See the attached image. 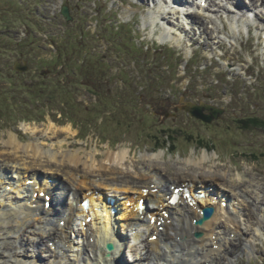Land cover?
I'll return each instance as SVG.
<instances>
[{"label":"rangeland","instance_id":"1","mask_svg":"<svg viewBox=\"0 0 264 264\" xmlns=\"http://www.w3.org/2000/svg\"><path fill=\"white\" fill-rule=\"evenodd\" d=\"M59 1L0 0L1 154L13 133L24 148L32 145L42 156L27 158L21 168L45 174H55L51 171L57 160L74 153L80 157L81 168L95 156L96 167L109 166L110 157L125 158L120 166L123 171L149 175L150 180L160 178L155 174L159 169L168 181L199 182L198 178L204 181L227 173L231 184H239L240 178L264 184V33L255 29L257 23L247 34L251 23L244 12L208 7L206 13H197L202 25L185 35L178 30L184 29L185 21L178 12L166 16L172 26L162 21L153 24L152 17L160 8H150V1H144L142 8L138 0H64L61 5L70 8L72 17L67 24L59 14ZM240 1L246 7L252 5L249 0ZM227 2L219 5L229 8ZM189 12L196 13V9ZM119 23L128 26L120 35ZM169 32L176 39L184 36L179 45L161 42L162 33ZM59 54L63 62L68 61L56 72V65L48 67V62ZM23 61L30 70L15 72L14 64ZM67 69L71 74L66 75ZM187 103L209 106L222 112L221 118L205 124L183 110ZM203 159L208 161L205 165ZM1 165L12 168L8 174H14L16 164L0 159ZM95 178L91 184L100 187L101 181ZM13 190L1 196L2 215L7 206H18ZM118 190L106 189L110 194ZM231 208L239 223L236 226L244 233L227 247L233 252L230 257L221 254L220 264H264V235L254 231L255 221L245 215L241 202H233ZM30 230L19 232V243L24 239L28 243L22 249H32V243L39 240L33 231L40 232L34 227ZM16 244L0 245V256L5 258L0 264H9ZM37 244L33 257L27 258L28 250L17 253L38 260L42 252L46 259L42 256L37 264H54L47 255L56 247L47 241ZM24 261L20 259L19 264Z\"/></svg>","mask_w":264,"mask_h":264},{"label":"bare ground","instance_id":"2","mask_svg":"<svg viewBox=\"0 0 264 264\" xmlns=\"http://www.w3.org/2000/svg\"><path fill=\"white\" fill-rule=\"evenodd\" d=\"M144 1H146L147 3L150 1L152 4H154L156 0H148V1L138 0V2L142 3L140 6L142 8L146 7ZM161 1L163 2L162 5L165 4L160 10L164 13L163 18L160 19L159 16H157L158 14L154 16L152 15L153 16L152 22L153 24L156 25L158 22L162 21L163 25L166 24L167 26H172L173 23L169 21L166 17L170 15L169 13L170 10H167V13L165 12L166 8L170 6L167 5L166 0H161ZM175 1L177 2V6L170 7L171 8L170 12L175 11V14H177L178 12L180 16L185 18V21L182 24L184 26V29L180 27L178 28V30H180L181 33H185V35H188V33L191 32L190 31L191 29L196 30V27L198 25H202L201 20L198 17L199 15L197 13H200L202 11L206 13L209 8L214 9V7L217 6L229 12H235L236 10V12L239 13V11H242L244 12V15L246 17L249 16H251V18L255 17L256 21L254 20V23H257L256 25L257 29H259V31L261 30V32H264L263 0H258L257 2L255 0H249L250 3H252L251 7L244 6L240 0H228L227 4H230L229 8L226 7L227 5L226 6L219 5L222 0H216V2L212 0H206L207 2H209L208 3L209 5L206 6V9L196 7L197 9L196 13H189V14H187L189 10L181 11V9H184L183 8L184 5H186L189 0H175ZM217 1H219V3H217ZM62 2L63 0H60L59 5H61ZM256 8H259L260 11H262L261 13H259L260 11L257 12L259 15L255 12ZM208 18L210 19V21L215 22L213 16H210ZM187 25H189V27H187ZM242 25L245 24L243 23ZM237 26L235 25L233 29L237 30L239 28ZM160 37H161V42L163 43L170 42L172 44L173 42H176L179 45L181 38H183L184 36H181L179 39H176L172 35V33L169 32V33H162ZM173 44L177 45L175 43ZM67 131L70 132L71 129L68 127ZM4 144H7L8 147H6L7 149L4 150L2 154L0 153V159L6 162H11L16 164V166L13 167V169H15L14 173L19 175L17 177L18 180L21 179L27 180L28 177L26 175H33L35 177L38 176V172L36 171V169H32L28 167L21 168L22 166L21 162H24V165H26L25 161L27 160V158L30 157L42 158V156H38L39 150L35 149L32 145H30L29 149H31L32 151L30 152L27 146L26 148L22 146L18 136H16L13 133L10 134L9 140ZM8 150H10L11 152H8ZM6 151L8 153H6ZM52 158L54 159L55 157ZM95 158L97 159V156H95ZM96 159L95 160L90 159L91 164H89V162L83 164L84 168H81V164H80L81 162H79L80 157H78L74 153L70 155H65L59 160L56 159L58 164L55 171L54 170L51 171V173H55V174H51V178L54 180V186H57V188L51 189L52 193L61 192L62 195L64 193L69 200L85 197L86 192L88 191L90 192L99 191L100 193L104 194L105 197H107L106 195L108 194L105 192L106 193L105 195L104 190L114 186L118 188L119 191H123V193L138 194L136 195L138 197L132 196L131 200L143 198L151 203L156 202V204L158 205V210L157 211L153 210L154 212H152L151 215L158 216V221L161 220L162 217H164L163 216L164 213L161 212V208L159 207L161 205L162 207H164L163 211H166L171 215L170 218L171 222L170 223L166 222L163 225L164 230L162 232L158 231V228L155 227L156 225L153 226L152 224H148L147 230L150 231V234L144 236L143 241L140 240L142 237H140L139 235L136 236L138 241H141L140 243L143 247L142 251H136L133 249L132 246L130 247V249L127 250L128 253L126 250L125 252L118 251L112 253L110 256L106 255V252L103 247L106 243V239L103 240L96 239L94 232L92 231L91 227H89L85 232V239H84V249H83L85 253L84 256L85 260L83 261L84 264H113L115 260H117L118 262L120 261L119 262L120 264H145L148 261H149L148 264H151L153 260L157 261L156 264H195L196 262H199V264H220L222 261L221 254L224 257L225 256L230 257L233 254V252L228 251L227 247L232 246L233 243L238 241V239L244 233L242 229L240 230L241 226L239 227L236 226L237 224L234 215L231 213V211H227V215L229 216L228 220H222L224 215V210L222 209V206L219 203L218 205H216L217 207H215L216 213L212 219L207 221L202 226H195L194 220L201 217V214L198 213L200 206L203 205L202 208H204V206L212 205V203L210 204L209 201L206 202L202 201V202H198L197 207H190L189 205H186L185 207L179 206L174 210L168 209V207H165V202H167L165 196L168 194L166 193V191L169 190L170 185H174L175 183H180V182L182 183L192 182L194 188L198 190L214 187L213 193H215L216 196L218 197L222 196L223 198L227 197L230 199V202L232 201H238L239 203L241 202L243 207V212H245V215L249 218H252L255 221L254 226L256 228L254 231L256 232L258 230V233H261L262 236L264 235V226H263L264 184H261L258 180L253 179L249 182H246L245 180L242 181L243 178H240V180H238L241 181L239 184L236 183L231 184L232 178L227 173H224L225 177L217 176L215 178L213 176L214 177L213 179H208L210 182H215L216 184L215 183L208 184L207 182H205L208 180L202 181V179L200 178H198L199 182L193 180L168 181L166 180V178L163 176L164 174H162L159 169H155V171H157L155 172V174H157L160 178H156L155 180H150L151 178L149 179L150 177L149 175L148 176L140 175L136 172H134L133 174L131 172L123 171L120 168V166L122 164V160H124L125 158L121 159L119 157L118 159H114L113 157H110L108 158V161L109 159L110 161L109 162L106 161V164L109 163V166L106 167L100 164L96 167V165L93 164V161L96 162ZM206 162H208L206 161V159L202 160V163L204 165L206 164ZM4 165L0 166V173H3L4 176H7V174L5 173L10 171L11 169H9L7 166ZM57 173L61 174L62 177L58 176ZM94 176L97 177L95 179L101 181V184L99 185L101 188L98 186H93V184H91ZM6 179L7 178H5V180ZM46 179H49V177H47ZM138 179H141V181H139ZM0 183L2 184L3 180L0 181ZM144 190L149 191L146 197H144L146 195ZM17 194L21 196L19 191ZM33 194H34V190L32 194H29L30 203H28V199L26 198L24 209L22 210L16 209V212L14 211V209H10V212H12V214L6 213V215L0 216L1 218L6 219V221L8 220L7 222L6 221L0 222V237H4V238H0L1 246L7 245V241L9 242L12 241V244L19 243L20 231L23 233H27L30 230V228L33 227L35 228V224H31L34 213L38 212L39 215L42 217L47 216L48 212L43 208L44 200L42 198H37L36 200H34V197L32 196ZM15 199L19 200L18 198ZM54 201L56 200L54 199ZM104 205L106 207V204ZM56 206H60V209L59 208H55L53 210L51 209L50 212L52 215L50 217L53 216L54 218L57 219L60 216V210L62 209L61 206H63V203H61V205H56ZM134 209L135 207H133V210ZM78 212L80 211H76V213ZM73 213L74 212H71V214ZM78 215H82V213L80 212L78 213ZM123 215L120 216L123 217ZM129 216L132 219L141 218V216L138 214V212H135V210ZM61 217H63V215H61ZM106 220H108V218H106ZM61 221L62 220L59 219L57 221V225L51 224V229L49 230L48 233L44 232V229L42 227L43 225L42 222L36 224L39 225V232H41L39 234L41 235L40 242L45 240L47 241V243L54 242V245H57L56 250L59 249L60 253L67 247L69 241L67 238V231L65 229H62L61 227L60 224ZM70 225H71V221L67 224V226L69 227ZM107 226L108 225H106V227ZM130 230H133V228L131 227ZM220 231L221 233L220 235H218ZM196 233L202 234V236L197 237L195 236ZM16 234H17L16 237L11 236ZM100 234H103V231H101ZM154 235H158V239L155 242L151 241L152 240L151 238ZM216 235L217 237L213 239L212 237ZM221 235L224 236L226 235L228 237L221 238ZM231 236H233V238ZM123 237L126 239V236L124 234ZM91 239H93V241ZM69 243L71 247H74V244L71 241H69ZM162 244H165L167 246L165 250L161 249ZM7 246L10 247L9 245ZM245 247H247V245H245ZM214 248H217V250H214ZM17 249L18 248L16 247L15 250ZM74 250L75 248L72 251L75 252ZM33 253L31 255H28L27 258H30L31 256L33 257L34 256ZM77 253H79L81 258L82 257L81 253L80 252ZM118 253L120 255H117ZM24 256H26V253L23 256H20L19 253L15 252L14 255L10 256V258L13 259V261H10V264H18L19 258H23L25 259V261H27V258ZM127 256H130L131 258L129 260L128 259L124 260V258H127ZM74 257L75 258L73 259H66V257L64 258L59 257V255L56 252H54L50 256L49 260L50 262L51 261L55 262L61 259L60 261H58L61 263H56V264H64L62 261H66L65 264H77L80 258L78 257V255ZM4 259L5 258H3V256H0V263H3ZM37 259L38 260L32 258L30 262H33L32 264H37L38 262H42L43 261L42 255L39 254L37 256ZM223 260L225 259L223 258Z\"/></svg>","mask_w":264,"mask_h":264},{"label":"water","instance_id":"3","mask_svg":"<svg viewBox=\"0 0 264 264\" xmlns=\"http://www.w3.org/2000/svg\"><path fill=\"white\" fill-rule=\"evenodd\" d=\"M63 14H64V16L67 19H69L67 17L68 16V12H67L66 9H64ZM15 69L19 70V71H27V67H20L19 65H17ZM186 110L188 112H190L191 115H193L195 118L203 120L206 123H212L215 118H218L214 113H212V115H209V116H204L203 115V111L205 109L203 107H196V106L191 105L190 107H187ZM199 223L201 224L202 220H200ZM108 249L110 251H112L113 250V246L112 245H108Z\"/></svg>","mask_w":264,"mask_h":264},{"label":"trees","instance_id":"4","mask_svg":"<svg viewBox=\"0 0 264 264\" xmlns=\"http://www.w3.org/2000/svg\"><path fill=\"white\" fill-rule=\"evenodd\" d=\"M130 44L132 45V41H131V40H130ZM132 46L134 47V44H133ZM189 138L191 139L192 136L189 135ZM164 141H165V140H164ZM172 141H173L172 136H171V134L169 133V134H168V142H170L169 144H171V146H172ZM165 143H166V142H165ZM166 145H167V143H166Z\"/></svg>","mask_w":264,"mask_h":264}]
</instances>
